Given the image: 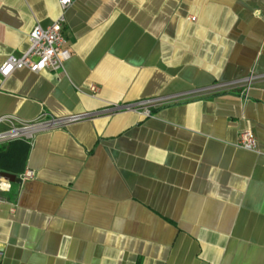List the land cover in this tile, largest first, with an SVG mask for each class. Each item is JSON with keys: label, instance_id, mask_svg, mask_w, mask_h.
<instances>
[{"label": "crops", "instance_id": "0c3cea01", "mask_svg": "<svg viewBox=\"0 0 264 264\" xmlns=\"http://www.w3.org/2000/svg\"><path fill=\"white\" fill-rule=\"evenodd\" d=\"M61 13L0 0V65ZM64 18L63 71L0 77L15 125L254 80L13 141L35 176L0 193V264H264V0H72Z\"/></svg>", "mask_w": 264, "mask_h": 264}, {"label": "built area", "instance_id": "2783aa9c", "mask_svg": "<svg viewBox=\"0 0 264 264\" xmlns=\"http://www.w3.org/2000/svg\"><path fill=\"white\" fill-rule=\"evenodd\" d=\"M72 0H58L62 13L50 25L42 27L35 25L29 33V46L27 50L19 56H11L5 59L0 65V77L6 78L16 70L25 69L32 73H39L43 70L54 72L63 71L64 63L70 58V52L66 46V39L63 35V23L65 21L64 12L71 4ZM194 20V17L190 18ZM254 80L250 75L242 80L215 83L208 87L196 89L185 95L178 96H158L150 99L122 104H108L97 111H85L68 115L63 118L43 117L42 119L20 123L15 125L13 117L0 116V144L32 138L35 130L43 131L54 128H61L70 123L83 120H90L100 116H111L122 112H136L143 116H150L152 109L166 103L179 101L185 97L218 94L226 91L239 90V95L243 98L247 96V90ZM89 90L94 93L97 86L90 85ZM6 125V129L1 126ZM236 145L242 149L254 150L256 148V138L252 131L242 130L238 134ZM1 173V171H0ZM34 171L25 168L22 173L16 175L19 183L29 181L34 178ZM12 183L0 174V193H8Z\"/></svg>", "mask_w": 264, "mask_h": 264}, {"label": "trees", "instance_id": "16d2710c", "mask_svg": "<svg viewBox=\"0 0 264 264\" xmlns=\"http://www.w3.org/2000/svg\"><path fill=\"white\" fill-rule=\"evenodd\" d=\"M15 146L17 145L16 143H13V141L0 146V171L9 172L15 175L20 174L19 170L21 169L20 166L23 162V158L21 157V159H19L20 157H17L19 155V150L16 152L13 150L10 151V149Z\"/></svg>", "mask_w": 264, "mask_h": 264}, {"label": "water", "instance_id": "95a60500", "mask_svg": "<svg viewBox=\"0 0 264 264\" xmlns=\"http://www.w3.org/2000/svg\"><path fill=\"white\" fill-rule=\"evenodd\" d=\"M36 131H39V130H35V132ZM0 174L2 177L6 178L11 183H19V179L16 177L15 174L4 172V171H1Z\"/></svg>", "mask_w": 264, "mask_h": 264}]
</instances>
